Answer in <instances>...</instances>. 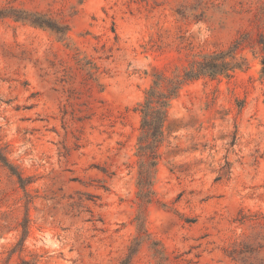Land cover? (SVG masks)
Masks as SVG:
<instances>
[{"label":"rangeland","instance_id":"rangeland-1","mask_svg":"<svg viewBox=\"0 0 264 264\" xmlns=\"http://www.w3.org/2000/svg\"><path fill=\"white\" fill-rule=\"evenodd\" d=\"M263 57L264 0H0V264H264Z\"/></svg>","mask_w":264,"mask_h":264},{"label":"trees","instance_id":"trees-1","mask_svg":"<svg viewBox=\"0 0 264 264\" xmlns=\"http://www.w3.org/2000/svg\"><path fill=\"white\" fill-rule=\"evenodd\" d=\"M51 25V24H50ZM53 27V26H52ZM240 47L236 44L231 50L236 51ZM227 53H215L206 57L185 74L186 79L199 77L201 75L216 76L218 74H228L231 69L230 63L225 60ZM264 65V57H263ZM264 71V69H263ZM167 78L163 74H158L155 84L148 90L146 100L142 103V134L139 138L138 155L140 158V185L142 194L147 196V189L152 184L154 172L159 158V147L164 140V125L168 119L169 102L171 98L177 94L183 78L171 79L166 88L163 89V82ZM0 160L9 165L7 159L0 152ZM135 251L131 252L125 264H129Z\"/></svg>","mask_w":264,"mask_h":264}]
</instances>
